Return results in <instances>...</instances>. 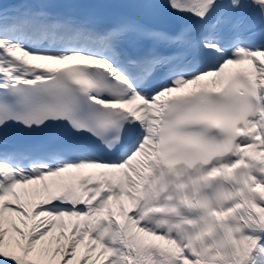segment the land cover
Listing matches in <instances>:
<instances>
[{
	"label": "snow or ice",
	"instance_id": "obj_1",
	"mask_svg": "<svg viewBox=\"0 0 264 264\" xmlns=\"http://www.w3.org/2000/svg\"><path fill=\"white\" fill-rule=\"evenodd\" d=\"M0 264H264V0H0Z\"/></svg>",
	"mask_w": 264,
	"mask_h": 264
}]
</instances>
